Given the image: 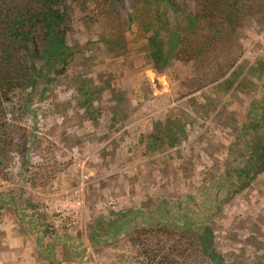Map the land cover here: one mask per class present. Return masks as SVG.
<instances>
[{
	"label": "rangeland",
	"instance_id": "1",
	"mask_svg": "<svg viewBox=\"0 0 264 264\" xmlns=\"http://www.w3.org/2000/svg\"><path fill=\"white\" fill-rule=\"evenodd\" d=\"M73 7L68 44L82 52L69 72L12 97L0 119V222L30 239L32 264H147L135 233L163 222L207 225L215 264H264V21L243 32L255 90L184 97L192 67L145 60L134 0L91 6L90 20ZM104 36L125 48L111 53ZM84 81L102 90L89 106ZM168 125L176 147L154 142ZM19 130L31 137L25 177Z\"/></svg>",
	"mask_w": 264,
	"mask_h": 264
},
{
	"label": "trees",
	"instance_id": "2",
	"mask_svg": "<svg viewBox=\"0 0 264 264\" xmlns=\"http://www.w3.org/2000/svg\"><path fill=\"white\" fill-rule=\"evenodd\" d=\"M118 1L0 0L1 120L5 119V106L12 97L34 89L41 82L66 76L82 52L68 44L73 6L89 19L87 14L91 13V6L96 10L104 7L113 10ZM195 2V13L186 15L175 8L173 0H134V10L128 15V28L137 27L138 39L144 41L145 60L158 73L167 69L171 62L191 66L193 76L184 83V97L210 85L224 93L255 90L256 85L247 77L252 76V70L243 77L244 65L240 60L246 51L243 32L253 21H264V0ZM102 42L111 53L125 48V41L117 37L104 36ZM100 91L91 81H84L79 89L85 100L83 104L92 105L93 96ZM19 132L23 134H17V148L20 157L25 159L20 177H25L29 169L27 157L31 137L24 130ZM153 138L160 147L166 144L176 147L180 133L168 125ZM244 167L247 171L251 169L249 162ZM225 178L230 180L232 174L229 177L226 174ZM135 236L133 240L145 249L147 264H215L217 261L211 230L203 222L185 227L163 222L139 230Z\"/></svg>",
	"mask_w": 264,
	"mask_h": 264
},
{
	"label": "crops",
	"instance_id": "3",
	"mask_svg": "<svg viewBox=\"0 0 264 264\" xmlns=\"http://www.w3.org/2000/svg\"><path fill=\"white\" fill-rule=\"evenodd\" d=\"M15 229L13 222L9 225L0 222V264H32V242L28 238L26 242L24 237L15 234ZM32 262L36 263V260Z\"/></svg>",
	"mask_w": 264,
	"mask_h": 264
}]
</instances>
